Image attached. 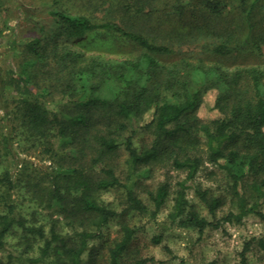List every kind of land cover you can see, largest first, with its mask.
Segmentation results:
<instances>
[{
    "label": "trees",
    "instance_id": "1",
    "mask_svg": "<svg viewBox=\"0 0 264 264\" xmlns=\"http://www.w3.org/2000/svg\"><path fill=\"white\" fill-rule=\"evenodd\" d=\"M143 1L152 6L147 11L137 7L132 16H145L148 20L156 17L159 30L125 28L111 20L95 22L82 14L52 10L56 29L49 38L8 40V50L14 56L21 54L16 50L20 43L28 58L17 73L8 67L0 69V100L4 102L0 122V251L14 231L21 235L23 247L16 253L0 256V264H94L99 253L95 242L101 240L102 228L117 215L115 208L99 195L124 186L112 163L121 149L126 154L130 175L142 167L156 165L185 174L184 180L177 182L169 213L180 226L201 233L206 227L218 228L222 221L240 222L249 213L264 222V211L258 209L259 202L264 201V64L229 68L221 61L234 53H260L264 44V1L197 0L200 24L191 22L185 30L170 31H163V16L181 15L187 7L185 3L171 4L169 9L161 6L160 10L154 5L158 0ZM138 2L142 5L141 0ZM229 4L234 10L224 14ZM5 21L4 29H9V20ZM96 29L111 32L140 51L134 57H95L85 62L69 42ZM2 32L0 29V36ZM197 35L214 38L205 54L208 58L160 59L173 53L174 42ZM38 66V70L44 69L43 81L49 80L41 87L38 84V91L31 92L32 69ZM193 75L198 81L192 80ZM92 79H97L96 83L88 85ZM13 87L14 94L10 92ZM52 87L60 94L56 110L45 105ZM209 88L217 89L214 106L219 115L203 122L196 112ZM130 120L138 122L139 128L150 135V141L139 148L134 146L133 130L122 136ZM89 132L93 133L89 143L94 154L84 168L59 166L44 173V186L39 185L38 196L46 199L49 206H57L64 225L72 231L69 236L62 234L54 220L46 235L42 225L30 222L11 199L14 171L2 166L4 159L14 157L12 149L20 134L43 142L51 152L50 138L58 136L63 145L77 142V147L86 141ZM205 162L223 170L227 179V196L214 195L200 186L194 188L210 220L188 204L185 194L186 182L193 180ZM170 187V182L164 180L147 191L150 209L127 187L126 209L150 211L155 216L168 199ZM226 200L235 211L230 209L216 219V211ZM134 232L128 224L120 225V235L108 248L107 264H120ZM35 241L42 244L33 253ZM154 242L159 243L160 237ZM254 242L264 254V238L247 241L240 252L241 264H247L246 252ZM152 260L136 258L133 264Z\"/></svg>",
    "mask_w": 264,
    "mask_h": 264
},
{
    "label": "rangeland",
    "instance_id": "2",
    "mask_svg": "<svg viewBox=\"0 0 264 264\" xmlns=\"http://www.w3.org/2000/svg\"><path fill=\"white\" fill-rule=\"evenodd\" d=\"M181 1L187 7L181 15L163 16L164 21L161 19L163 31H170L172 28L185 30L187 24L191 22L200 24L201 16H196L198 13V8L195 6L197 0H158L154 5L158 9L161 6L169 9L171 4ZM141 2L142 5H138V0H0V6L5 8H0V29L3 31L0 36V69L8 67L13 73H17L20 71L23 61L28 58L20 43L16 48L19 52L21 51L19 56H14L8 50L10 38L23 42L32 36L43 39L52 35L56 29V24L50 14L52 10L82 14L95 22L111 20L125 28L137 27L142 30L143 27H149L146 30L153 32L152 28H159L156 17L148 20L145 16L139 18L132 16V12L137 7L142 6L143 11H147L149 6H152L143 0ZM235 3L233 2V4ZM231 7L232 4H229L223 13L233 12L234 8L231 9ZM235 13L233 15L236 17ZM193 14L195 15L193 16ZM155 15L158 14L155 13ZM5 20H9V29H4ZM10 30L12 31L11 35H9ZM213 39L206 35L186 37L184 42H174L173 53L160 59L170 61L185 56L193 61L197 56L207 57L205 54L208 52L211 42L214 41ZM69 44L79 52L81 59L83 58L85 62L95 57L103 60L134 57L140 51L132 43L101 29L93 30L87 33L84 38L73 40ZM221 61L229 68L254 63L264 64V44L261 46L260 53L254 52L252 56L250 52L234 53L231 57L223 58ZM38 68L39 66L32 69L34 83L29 86L31 92L38 91L49 80L43 81L45 78L44 69L38 70ZM192 78L194 82L198 81L196 75H193ZM96 80H90L88 85ZM52 83L57 84L58 81H52ZM38 84L40 87H37ZM19 85V88L23 89L21 84ZM51 91L52 95L46 97L45 105L50 110H56L60 94L56 87H52ZM10 92H16L14 87L10 88ZM216 95L217 89L215 88H209L204 93L202 103L196 112L201 121L209 122L218 117L219 112L214 106ZM2 104L4 102L0 100V122L4 113V109L1 108ZM127 125L128 129L122 136H126L129 131L133 130L135 132L134 146L139 148L150 141L149 133L140 129L138 122L130 120L127 121ZM203 138L201 136V139ZM59 139L58 136L50 138L51 152H49L43 146V142L27 139L24 134H20L12 149L14 157L8 156L4 159L2 166L14 171L15 188L11 191L10 197L22 214L30 222L42 225L46 235H48L51 222L56 220L60 232L69 236L72 231L64 225L57 206L54 204L49 206L46 199L43 197L40 199L38 196L39 185L44 186V173L52 167L81 166L84 168L89 158L94 154L89 143L93 141V133L89 132L86 135V141L83 140L77 147V142L71 144L69 141L63 145ZM125 158L126 154L121 149L120 155L112 159L116 175L124 186L101 192L99 195L103 202L110 203L115 208L117 215L102 228V238L95 242L99 253L94 264H107L108 248L120 235L122 223L134 228L135 232L119 259L120 264H133L136 258H153L146 264H209L210 262L213 264H241L240 252L244 244L252 239L264 238V222L253 213L244 216L240 222L222 221L218 228L206 227L201 233L195 229L180 226L177 219L172 220L169 217V213L172 211L173 196L178 187L177 182H182L185 174L169 166L156 165L142 167L130 175L126 168ZM164 180H168L171 185L169 197L155 216H152L150 211L138 213L126 209L127 187H130L150 209L151 203L147 191L154 190ZM186 184L188 187L185 189V194L188 204L194 206L201 215L210 220L211 217L205 207L195 196L194 188L200 186L208 188L214 195L227 196V179L223 170L215 164L205 162L193 180L187 181ZM230 209L235 211L230 202L226 200V204L216 211L215 218L221 219ZM258 209L264 211V201L259 202ZM20 236L19 233L12 232L7 237L5 249L0 251V256L5 257L9 252L20 251L23 247L20 244ZM157 237H160L159 243L154 242ZM41 244V241H35L32 252L36 253ZM246 262L247 264H264V254L258 249L255 242L246 252Z\"/></svg>",
    "mask_w": 264,
    "mask_h": 264
}]
</instances>
